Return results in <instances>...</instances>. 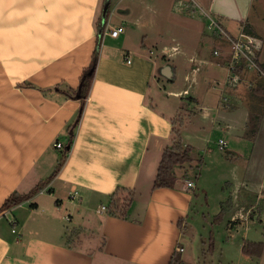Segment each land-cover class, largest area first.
<instances>
[{
	"label": "crops",
	"instance_id": "obj_1",
	"mask_svg": "<svg viewBox=\"0 0 264 264\" xmlns=\"http://www.w3.org/2000/svg\"><path fill=\"white\" fill-rule=\"evenodd\" d=\"M120 1L114 2L103 22V5L98 13L101 0H0V264H173L197 181L187 176L173 187L156 188L152 182L142 200L139 181L144 169L154 170V165H147L151 145H170L171 118L177 115V110L160 109L150 100L151 82L158 76V83L161 77L171 80L180 68H187V61L192 74L199 75L189 98L206 104L201 106V119H208L214 109L212 123L240 138L246 136L250 115L258 110L251 156L262 154L264 105L255 101V95L262 94L264 77L238 70L239 83L227 89L229 105L221 106L220 88L212 107L213 91L220 87L216 82L226 73L228 50L226 40L216 37L202 15L215 18L230 36L244 33L256 39V59L264 70L261 0H129L122 8L117 6ZM113 11L132 26L129 34L123 25L125 31L115 38L107 29L104 33L105 26L116 27L109 21ZM163 15L170 16L164 24L159 19ZM192 20L206 25L208 34L202 31L189 59L178 55L179 44L162 47L165 56H158L159 36L152 34L160 30L156 26L170 25L176 31L172 35L181 32L190 44ZM142 30L150 35H136ZM98 31L97 66L63 165L29 199L2 209L9 195L29 192L52 173L60 156L55 143L64 142L65 129L80 108L79 100L52 89L60 82L77 86L91 61ZM218 41L223 54L212 61L217 49L213 46L212 54L202 57L206 43ZM165 65L171 69L170 78L162 73ZM243 83L248 95L236 90ZM241 103L245 108L240 109ZM187 179L194 182L193 188L186 187ZM117 188L135 193L124 215L101 210ZM73 190L78 192L74 198ZM247 214L248 210L236 209L230 226ZM65 221L73 222L72 230L78 229L71 245L65 242L70 234ZM183 260L175 264H184Z\"/></svg>",
	"mask_w": 264,
	"mask_h": 264
},
{
	"label": "rangeland",
	"instance_id": "obj_2",
	"mask_svg": "<svg viewBox=\"0 0 264 264\" xmlns=\"http://www.w3.org/2000/svg\"><path fill=\"white\" fill-rule=\"evenodd\" d=\"M110 1L112 4L108 8V16L114 8L113 5L116 0ZM103 2L101 0L99 15ZM261 3L264 4V0H261ZM128 4L129 0H121L117 6L122 8ZM260 12L264 17V8ZM169 18L170 16L163 15L159 19L164 24ZM109 21L111 25H123L127 29L126 31L124 30V33L129 34L128 29L130 30L132 26H129L130 24L121 17L118 11L112 12ZM192 21L191 24H193L192 27L194 30L190 32L192 33L190 39L194 40V42H190V44L189 42H184L188 37L182 39L183 35L181 32L172 35L176 32L175 29L171 30L170 25L164 26L157 21L161 26H156V28L160 30L152 32V34L159 36V40L156 42L158 47L156 54L160 57L165 56L161 55L160 50L162 47L170 48L172 45L179 44L181 46L178 55L183 59H189V53H192L191 51L193 49L192 46L194 43H199L197 41L201 38L202 31L208 34L206 32V25L201 21ZM261 28L263 29L262 35H264V21H262ZM130 32L133 39L135 31L131 30ZM148 32L150 33L149 30H142L136 32V35L141 37ZM172 39L174 40L172 41ZM220 41H218L219 44L216 42L206 43L202 57L210 56L213 46H216L219 53L223 54L221 47H219L221 46ZM212 61H215L214 54ZM187 63V68H180L171 80L161 77L158 83V78L160 77L158 76V78L151 82L149 89L150 100L153 103L158 104L160 109L177 110V114L180 116L179 119L184 122L180 131L184 142L191 146L190 154L192 159L189 163L175 167L174 171L177 179H184L188 176L197 181V189L195 190V195L185 220L181 239L184 252H177L175 261L179 262L180 259H184V264H264V249L259 257H250L241 251L244 240L263 242L264 244V149L262 154L257 156L258 158L254 156L255 154L251 156V153L256 149H253V141L255 140L252 137L254 134L253 128L248 129L246 136L242 137L240 135V138H236L235 135L228 136L221 128L216 126L218 123H212L214 109L209 112L211 116L208 119H201V106L206 104L191 101L189 98L192 95L191 87L199 75L192 74L190 70L191 63L188 61ZM59 85L63 88L67 84L60 82ZM219 90L220 87L215 86L213 92L216 93V96L214 102L210 104L212 107L218 102ZM236 90L241 95H248L249 92L247 84L244 83ZM171 91L177 92L179 95L174 96L169 94ZM227 91L226 89L227 96L221 94V106L229 105L230 97L228 98ZM222 97H226V101ZM243 108L245 107L241 103L240 109ZM186 134L190 135V137H186ZM219 138L226 141L227 148L225 150L218 149L217 141ZM168 144L169 142H165L159 148H154V144L150 147L147 155V165L148 168L151 164L152 166L154 165V170L151 173L144 169L142 173L139 182H141L140 190L142 189L144 193L142 194L141 200L146 196L148 188H150L154 180L162 151ZM249 159L250 162L248 165ZM247 167L248 173H246ZM137 200H139L138 197L135 201ZM233 200L235 201V209L232 206ZM224 201H229L227 206L229 211L221 219H217L221 204ZM236 209H240L241 213L248 210L249 215L247 214L245 220L242 219L241 221L235 222L236 225L232 227L229 222ZM64 223L71 233L73 226H75L73 222L65 221ZM85 233L87 234L88 232ZM69 238H65V242L68 243Z\"/></svg>",
	"mask_w": 264,
	"mask_h": 264
},
{
	"label": "trees",
	"instance_id": "obj_3",
	"mask_svg": "<svg viewBox=\"0 0 264 264\" xmlns=\"http://www.w3.org/2000/svg\"><path fill=\"white\" fill-rule=\"evenodd\" d=\"M108 17V10L105 15V21ZM104 26V24H100L98 26V30ZM98 31V35L96 38V44L91 54V61L89 65L83 69L79 81L76 87H70L65 85L63 88L60 87L59 84H56L52 90L59 91L66 95L67 97H71L73 99H77L80 101V108L71 123H69L65 129V140L61 142V147L59 148L60 156L57 160V163L52 171V173L44 180L38 182L29 192L25 194H17L16 192L12 193L7 197L2 205L3 208H7L10 206H14L22 201L29 199L32 195L38 192L42 185L48 182L54 175L57 174L61 166L63 165L67 154L71 148L73 143V139L75 137V130L79 123L83 108L85 106L86 100L89 95V90L92 84V80L94 77L96 63L99 56V49H100V33ZM263 68V67H262ZM32 86L31 84H27ZM253 89V88H251ZM254 89H257L254 88ZM43 92H47L46 89H42ZM254 96V95H253ZM255 101L260 102L264 105V87H262V94L255 95ZM179 115L177 114L175 117L171 118V143L170 145L166 146L161 154L157 171L154 176L152 187H173L175 182L177 181V176L175 174V167L182 166L185 163H189L191 161V146L184 143V139L182 137V133L180 131L181 127L183 126V120L179 119ZM260 123V115L258 114V110L253 111V114L250 115L249 118V126L248 129L253 128V135L252 137L255 138L257 134V130ZM135 193L132 190H127L125 188H117L115 192L109 196L108 204L106 209L110 214H118L124 215L126 213V209L130 202L133 200ZM229 201H224L221 204V209L219 214L217 215V219H221L224 214L229 210L227 206ZM233 224V222H231ZM78 229L72 230L71 233L67 236L69 238L68 244L71 245L74 241V237H77ZM66 237V238H67ZM67 243V242H66ZM264 249L263 242L251 241V240H244L241 246V251L243 254L248 255L250 257H259ZM178 262V261H177ZM173 260V264L177 263Z\"/></svg>",
	"mask_w": 264,
	"mask_h": 264
},
{
	"label": "built area",
	"instance_id": "obj_4",
	"mask_svg": "<svg viewBox=\"0 0 264 264\" xmlns=\"http://www.w3.org/2000/svg\"><path fill=\"white\" fill-rule=\"evenodd\" d=\"M202 15L207 20L208 28L216 34V37L226 40L228 50V57L226 59V73L221 82H216L220 85L222 94L227 96L226 89L237 86L240 80L238 70L241 71L243 69H247L249 71H253L258 76L264 77V70L256 59V54L259 49V42L244 33H239L234 37L230 36L215 18L204 12H202ZM106 29L108 34L113 38L117 37L119 34H121V32L124 31V27L122 25L111 28L105 26L104 33H106ZM213 54L219 55L220 53L217 49H214ZM222 99L226 101V97H222ZM55 147L60 148L61 142L55 143ZM217 147L219 150H225L227 148L226 141L222 138H219L217 141ZM185 185L187 188H193L195 186L194 182L188 179L185 181ZM77 194L78 192L73 190L71 197L74 198ZM105 209L106 206L101 205V210ZM176 251L181 252L183 251V248L177 246Z\"/></svg>",
	"mask_w": 264,
	"mask_h": 264
},
{
	"label": "water",
	"instance_id": "obj_5",
	"mask_svg": "<svg viewBox=\"0 0 264 264\" xmlns=\"http://www.w3.org/2000/svg\"><path fill=\"white\" fill-rule=\"evenodd\" d=\"M109 4H110V0H104V4H103V8H102V15H101V18H102V21L104 22L105 20V15L107 13V10L109 8ZM163 70H162V73L164 74V76H166L167 78H170L171 77V69L168 65H165L163 66Z\"/></svg>",
	"mask_w": 264,
	"mask_h": 264
}]
</instances>
